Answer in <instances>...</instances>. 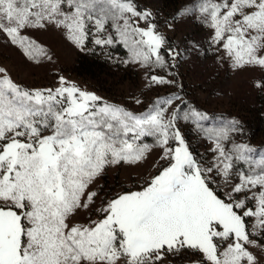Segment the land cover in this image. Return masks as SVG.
Masks as SVG:
<instances>
[{
  "label": "snow or ice",
  "instance_id": "snow-or-ice-1",
  "mask_svg": "<svg viewBox=\"0 0 264 264\" xmlns=\"http://www.w3.org/2000/svg\"><path fill=\"white\" fill-rule=\"evenodd\" d=\"M104 2L90 0L88 6ZM262 5L264 0H252L247 6ZM40 7L37 0H0V33L37 63L51 56L25 33L48 23L64 28L80 50L91 38L99 47L118 42L131 57L140 54L136 33L146 43L155 27L150 14L127 7L130 16L113 26L115 37L105 23L90 33L76 0H56L43 16L33 12ZM25 9L29 15L22 17ZM14 19L18 26L9 27ZM255 59L264 67V59ZM59 80L55 89L28 90L0 67V264H163L165 254L186 248L202 253L207 264H259L250 249L264 252V178L241 172L235 201L225 203L228 198L212 190L205 173H226L219 167L202 169L174 123L150 128L156 120L151 112L134 114L62 76ZM146 137L155 138L169 165L142 190L107 202L100 220L70 226V214L98 197L89 189L106 166L144 158L151 147L142 142ZM223 156L220 149L218 158L230 170L231 158L223 162ZM208 198L224 204L227 215L208 219L198 214L205 208L215 213ZM248 219L255 223L249 225Z\"/></svg>",
  "mask_w": 264,
  "mask_h": 264
},
{
  "label": "rangeland",
  "instance_id": "rangeland-1",
  "mask_svg": "<svg viewBox=\"0 0 264 264\" xmlns=\"http://www.w3.org/2000/svg\"><path fill=\"white\" fill-rule=\"evenodd\" d=\"M37 2L41 7L33 12L41 16L45 8L50 12L56 6V0ZM251 2L105 0L89 7L90 0H76L90 33L97 23H105L115 37L113 26L123 24L120 17L130 16L127 7L150 14L149 22L155 27L148 30L147 42L142 34L136 33L141 40L140 54L129 56L118 42L99 47L91 38L85 50H80L66 38L64 28L48 23L45 29H29L25 34L42 46L51 60L41 57L37 63L26 59L0 33V67L28 90L55 89L60 86L62 76L69 84L94 93L109 104L134 114L151 112L156 120L150 128L174 123L202 169L219 167L221 173H226L218 175L213 170L205 173V178L221 198H228L225 203H231L236 199L233 193L241 172L245 177L264 178V67L258 66L260 60L255 59L257 56L264 59V5L259 9L248 7ZM255 3L260 4L261 0ZM66 11L71 13L72 9ZM28 15L27 9L21 13L22 17ZM15 26L18 25L14 19L9 27ZM140 27L147 28V24ZM81 55L97 61L101 69L95 76L76 72ZM153 75L160 78L159 83L151 78ZM142 142L151 145L144 158L137 163L106 166L89 189L97 192L98 197L87 209L70 214L67 220L70 226L100 220L103 216L100 210L107 202L121 194L142 190L169 165L154 137H146ZM220 149L224 152L223 162L231 158L230 170L218 158ZM208 204L215 213L205 208L198 210V214L208 219L217 218V214L227 215L224 204L212 198H208ZM246 223L255 222L248 219ZM219 243L222 248L226 246V242ZM250 251L259 258V264H264V252L259 248ZM163 264L207 262L202 253L186 248L165 254Z\"/></svg>",
  "mask_w": 264,
  "mask_h": 264
},
{
  "label": "trees",
  "instance_id": "trees-1",
  "mask_svg": "<svg viewBox=\"0 0 264 264\" xmlns=\"http://www.w3.org/2000/svg\"><path fill=\"white\" fill-rule=\"evenodd\" d=\"M94 57V56H93ZM101 69L97 61L89 55H81L77 61L76 72L81 76L93 77Z\"/></svg>",
  "mask_w": 264,
  "mask_h": 264
}]
</instances>
